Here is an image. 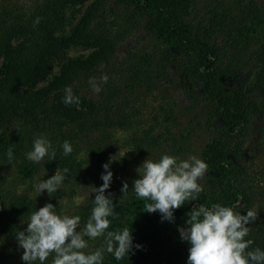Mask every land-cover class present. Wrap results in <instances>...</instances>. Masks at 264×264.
<instances>
[{"label": "trees", "instance_id": "1", "mask_svg": "<svg viewBox=\"0 0 264 264\" xmlns=\"http://www.w3.org/2000/svg\"><path fill=\"white\" fill-rule=\"evenodd\" d=\"M85 1L89 5L75 27L68 34H57L55 25L63 10ZM202 1L0 0V162L9 161L7 151L12 147L13 162L22 177H33L37 165L27 159V153L40 136L51 142L57 158L50 161L45 157L39 164L51 173L59 168L63 174L65 168L69 169L68 180L77 176L85 156L97 161L106 159L114 148L117 129L140 130V135L134 131V142L162 143V133L156 130L163 128L166 133L175 109L166 103L153 106L139 96L129 97L127 90L118 95L110 91L109 82L119 78L126 64L136 59L133 45L125 47L123 58L117 53L120 43L129 37L134 39L135 32L165 35L179 75L177 88L189 98L200 94L209 109L208 116L221 125L201 155L214 175L204 184L197 201L175 210L174 222L162 221V217H135L139 209L143 210L144 202L133 191L123 196L120 186L106 190V195L113 194L118 214L116 219L109 218V230L132 229L133 252L122 260L105 253L103 264H188L189 245L181 239L180 228L188 227L187 213L200 204L211 207L239 203L237 211L245 215L247 208L255 210L258 219L248 225L251 231L246 239L254 241L252 249L264 250V165L253 169L257 183L247 184L246 169L253 152L244 143L251 126L252 150L264 142V3ZM37 17L41 19L34 26ZM244 34L257 40L253 50L240 53L245 54V60L231 51L248 46L249 38ZM77 45L92 50L86 56L65 59L58 72L38 86L50 71L52 59ZM225 54L229 59L224 60ZM167 66L157 75L170 79ZM149 71L146 68L137 74L127 89L139 86L137 80L143 77L152 82L156 77ZM67 87L79 97L78 105L63 103ZM95 88L100 90L94 96ZM11 141L17 142L16 147L8 145ZM64 141L74 149L68 156L63 154ZM102 184L94 181L93 188ZM94 198L95 193L83 210L87 220ZM35 210V202L28 195L0 191V264H25L16 233L26 229ZM136 245L142 247L137 249Z\"/></svg>", "mask_w": 264, "mask_h": 264}, {"label": "clouds", "instance_id": "2", "mask_svg": "<svg viewBox=\"0 0 264 264\" xmlns=\"http://www.w3.org/2000/svg\"><path fill=\"white\" fill-rule=\"evenodd\" d=\"M37 17L34 26L40 22ZM99 88L95 91L99 92ZM65 105L79 104V97L74 96L71 87L65 88L63 99ZM63 154L73 152L69 141H64ZM7 157L11 164L14 160L12 147L8 148ZM48 157L50 161L57 158V153L49 140L40 136L34 140L33 150L27 153V159L40 163ZM103 184L92 189L95 198L94 207L86 224L81 226L79 215L69 216L56 213V205L46 203L33 212L23 231L16 233L18 246L23 249L21 259L25 264H45L49 257L51 264H103L105 253L112 254L116 260L129 257L133 252L132 229L109 230L112 221L117 218L116 205L111 193L106 190L111 186L113 172L110 164L103 165ZM208 170V165L201 159L192 156L181 160L177 156L164 154L158 161L146 159L137 169L138 179L133 181L132 190L137 199L144 202L143 210L147 213L159 212L163 220L174 222L175 210L186 203L199 199L203 192L198 182ZM69 169L63 174L57 169L55 175L42 180L36 186L42 194L45 190L50 197L62 188ZM123 196L129 192V184L125 181L121 188ZM92 193L90 195H92ZM122 196V197H123ZM241 204L211 207L203 204L193 205L187 213V228L180 230L183 241L190 243L188 264H264V250L251 248L254 243L246 239L250 234V223L258 219L253 209H246V215L237 211ZM87 238V239H86ZM103 239L101 247L93 252L86 251L88 240ZM137 249L141 245L135 246Z\"/></svg>", "mask_w": 264, "mask_h": 264}, {"label": "rangeland", "instance_id": "3", "mask_svg": "<svg viewBox=\"0 0 264 264\" xmlns=\"http://www.w3.org/2000/svg\"><path fill=\"white\" fill-rule=\"evenodd\" d=\"M202 2H204V0ZM88 5L89 1L68 5L56 21V33L59 35L68 34L75 27ZM205 17L208 19L209 14ZM203 22L205 23L206 21ZM244 35L249 38V34ZM133 37L134 39L132 40L130 37L123 40L117 49V53L119 58H123L125 55V47L133 45L136 51V59H132L126 64L119 78L117 77L109 82L110 91L118 95V93L127 90L126 93L128 96L130 95L129 97L135 98L139 96L142 100L148 103L150 102L153 106H157L162 102L174 108V118L168 120V130L166 133L163 131V128L156 130V133H162L160 134L162 143L145 145V143L134 142L131 140V137L134 131L138 132L140 135V130H136V128L125 130L117 129L113 136L114 148L108 151L106 159L104 158L97 161L85 156V160L77 176L74 179H66L62 188L54 193L52 197L48 195L47 190L40 194L36 186L40 181L51 178L55 175L56 171L51 173L39 163L34 162L37 166L36 170L33 172V177L32 179H26L21 176L14 162L10 164L9 161L3 160L4 162H0V177L4 179H2V185L0 184L1 193H6L8 195H28L35 202V211L45 206L46 203H52L56 205L55 210L57 214L69 216L79 215L81 217V226H83L87 222V219L83 216V210L89 199L94 196V193H92L94 181H97L98 184L103 183L101 176L102 173H104V164L109 163L110 170L113 172L111 186H120V188H122L123 183L126 181L129 184V192L127 195H130V191H133V181L140 178L137 169L142 166L146 159L151 158L158 161L164 154H168L177 156L181 160L189 159L192 156L202 160L201 155L204 147L216 137L217 131L221 125L208 116L209 109L207 105L205 106L200 94H195L192 98H189L181 88H177L176 84L179 80V75H177L172 62L170 56L172 48L169 46L165 35L159 34L158 32L146 35L144 31H139L135 32ZM256 41L255 37H251L249 38L247 47L239 51H231L245 60V54L240 55V53L247 54L249 51L253 50L257 46ZM245 49L246 51L243 52ZM91 50L92 48L90 46L77 45L68 48L59 56L54 57L51 61L50 71L39 80L38 86L46 84L50 78L58 72L61 63L65 59L86 56ZM227 59H229V54L224 55V60ZM166 64H168L166 68L168 73L166 74L170 76V79L162 78L157 75V72L164 70ZM146 68H149V73H153L156 78H152V82H149L147 77H143L137 80L139 86L135 87L132 91L127 89L128 84L133 79L136 81V75H139ZM199 89H201V87ZM98 93L99 92L94 90L93 95H98ZM246 131L247 134L244 137V143L250 148L249 151L253 152V157L249 158L248 167L246 169L247 184L251 181L257 183V178L253 175V172L255 169L264 165V142L261 146H258L256 151L255 149L252 150V147L254 148L255 146L254 143H250L253 137L252 126ZM16 136L17 135L12 136V138ZM163 139L167 140L164 142ZM16 143V141H11L8 145L16 147ZM19 149L18 151L21 154H26L23 148L20 147ZM255 165H257V167H255ZM213 175V171L208 168L204 177L198 182L204 187V184ZM91 193L92 195H90ZM135 215V217L139 215L143 220L159 219L161 217L159 212L147 213L142 209H139ZM181 229L185 228L183 227L180 228V230ZM88 243L89 247L86 251L93 252L96 248L102 246L103 239H89ZM188 245L190 248L191 245L189 242ZM51 260L52 258L49 257L48 261L45 263L51 264ZM149 264H162V262L152 261Z\"/></svg>", "mask_w": 264, "mask_h": 264}]
</instances>
